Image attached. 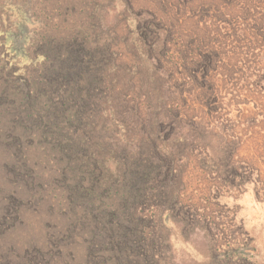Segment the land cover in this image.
<instances>
[{
    "label": "rangeland",
    "instance_id": "374dc122",
    "mask_svg": "<svg viewBox=\"0 0 264 264\" xmlns=\"http://www.w3.org/2000/svg\"><path fill=\"white\" fill-rule=\"evenodd\" d=\"M41 1L36 14L50 33L86 19L104 27L119 125L99 122L103 139L145 134L155 111L146 76L164 84L167 138L182 137L173 155L181 202L170 212L161 200L148 204L155 264H264V0ZM8 74L0 79V264L123 263L100 231L87 235V224L97 226L71 199L68 162L24 133Z\"/></svg>",
    "mask_w": 264,
    "mask_h": 264
},
{
    "label": "trees",
    "instance_id": "16d2710c",
    "mask_svg": "<svg viewBox=\"0 0 264 264\" xmlns=\"http://www.w3.org/2000/svg\"><path fill=\"white\" fill-rule=\"evenodd\" d=\"M41 3L0 0V79L9 71L6 84L10 80L12 91L7 93L15 92V117L25 134L34 133L41 144L52 145L70 165L71 199L85 206L82 219L88 216L97 226L91 230L87 224L90 239L100 231L103 246L123 260L120 264H155V231L150 229L154 219L148 217V204L163 201L170 212L181 202V172L173 155L182 137L167 138L173 118L169 111L160 114L168 107L164 84L146 76L144 90L155 111L147 116L151 127L145 134L103 139L96 133L99 122L113 123L116 129L119 125L110 87L118 70L108 71L111 47L103 42L104 27L96 22L88 27L86 19L69 33H50L49 24L36 14ZM1 14H7V20ZM98 106L103 113L97 117ZM103 156H109L108 164Z\"/></svg>",
    "mask_w": 264,
    "mask_h": 264
}]
</instances>
